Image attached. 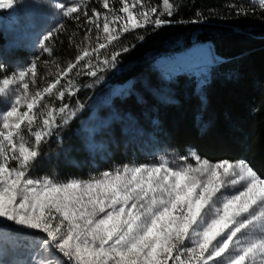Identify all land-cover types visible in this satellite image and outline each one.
Segmentation results:
<instances>
[{
	"label": "snow or ice",
	"instance_id": "6c2138e0",
	"mask_svg": "<svg viewBox=\"0 0 264 264\" xmlns=\"http://www.w3.org/2000/svg\"><path fill=\"white\" fill-rule=\"evenodd\" d=\"M100 2L108 13L103 15L104 35L100 34L101 13L92 9L89 17L83 12L86 23L97 30L92 49L96 52L130 30L148 24L161 27L165 21L160 17L171 16L176 9L172 0H162V8L146 0H132L131 6L128 0H120L119 13L125 14L121 16L110 0ZM16 3L0 0V9H13ZM51 7L63 17L79 20L77 13L86 7V0H51ZM236 7L238 15L257 8L264 11V0ZM91 31L92 27L86 29L85 41L90 40ZM52 37L49 32L39 42L49 55L52 50L45 42ZM117 55H112L113 62ZM90 56L89 49L82 48L55 82L34 95L29 94L26 76L31 73L35 83V60L0 80V97L11 99L10 107L0 111V231L45 233L46 238L39 237L36 243L50 257L46 264H168L169 259L173 264H264V179L243 160L212 163L193 153L196 166L124 165L86 181L28 175L39 156V145L52 134L56 115L47 102L41 105L40 101L45 94L62 100L68 85L57 88L61 78ZM18 82L24 91L17 89L10 96L11 86ZM25 105L27 110L21 112ZM36 107L42 109L39 114L34 112ZM66 108L62 105L59 113ZM38 115L46 118L42 127L32 131ZM25 121L34 143L24 134ZM10 161H16V166L9 167Z\"/></svg>",
	"mask_w": 264,
	"mask_h": 264
},
{
	"label": "trees",
	"instance_id": "16d2710c",
	"mask_svg": "<svg viewBox=\"0 0 264 264\" xmlns=\"http://www.w3.org/2000/svg\"><path fill=\"white\" fill-rule=\"evenodd\" d=\"M146 2L162 8V0ZM253 2L172 0L176 9L171 16L160 17L165 21L161 27L148 24L130 30L106 48L91 52L61 79L74 83L69 106L74 115L67 123L58 122L39 145L30 171L33 178L85 179L124 165H145L144 155L151 152L166 163H186L193 153L212 163L243 160L264 179V11L257 8L238 15L236 7ZM110 6L122 16L120 0H110ZM92 9L101 13L102 26L107 10L100 0H86V7L77 13L79 20L63 17L45 29L42 39L53 33L45 42L51 55L41 47L36 52L10 48L6 55L7 42L0 33V80L11 69L26 67L30 59L37 63V79L47 66L63 70L74 63L81 49L89 47L91 40H84L86 29L92 27L90 39L97 35L83 15L87 11L90 17ZM196 45L207 46L215 58L202 76L178 63V57ZM125 47L129 51H123ZM114 53L118 55L113 62ZM148 87L163 91L152 98ZM115 88L119 90L109 96L105 111L92 106L99 94ZM145 102L153 108L155 124V131L146 136L135 124ZM92 120H97L98 128H113L119 140L116 146L101 140L91 145L85 142L84 132ZM160 131L165 142L158 140ZM167 146L171 153L165 159ZM0 233L16 239L19 248L34 243L35 237L29 235ZM20 251L16 252L18 262L27 264Z\"/></svg>",
	"mask_w": 264,
	"mask_h": 264
},
{
	"label": "rangeland",
	"instance_id": "374dc122",
	"mask_svg": "<svg viewBox=\"0 0 264 264\" xmlns=\"http://www.w3.org/2000/svg\"><path fill=\"white\" fill-rule=\"evenodd\" d=\"M76 0H62V2L65 3H72ZM129 1V0H128ZM132 1V0H130ZM254 1V0H253ZM131 6V2H128ZM135 11L134 9H132ZM122 16H124V13H121ZM63 18L62 15H59L54 8L51 7V0H17L16 6L13 9H0V33L4 35V38L7 42V46L3 49L4 54H8V52L12 49L20 48L23 50H26L28 52H36L40 48V41L42 40V36L46 33V28H49L53 23L58 22ZM97 33V30H95ZM101 35H104L102 32V26H101ZM93 37V38H92ZM91 37V41H88L89 47L96 44V36L93 35ZM87 47V48H89ZM93 49V47L91 48ZM90 52H93L89 49ZM3 54V55H4ZM33 59H30L28 66ZM178 63L179 65L186 67L187 72L195 73L198 76L205 75L210 68L212 67V64L215 63V58L211 55V52L207 48V46L204 45H196L192 50L183 53L178 57ZM106 65H108L106 63ZM105 65V66H106ZM90 66H87L85 70L89 69ZM61 72V68L59 67H45L43 68L42 77L37 79V76L35 77V83H31V73H28L26 76V79L29 80V94L34 95L37 91H42L44 87H46L49 83L55 82L58 75ZM14 73V71L11 69L10 72L6 76H11ZM5 76V77H6ZM64 78V76L62 77ZM61 78V79H62ZM3 79V78H2ZM1 79V80H2ZM68 85V89H72L74 83L71 82L69 84V80L67 82H60V84L57 85V88H63V86ZM17 89L20 92H23V88L20 87L19 82L16 84H13L11 86V93H15ZM68 89H65V94L68 95L67 100L65 101L64 98L56 99L55 96H49L45 94L43 100L40 101L41 105H43L45 102H47L50 105V108L56 112V115L54 117V124L51 128V131L55 128L58 122L65 123V119L67 122H69L73 117V112L69 110L70 106V99L71 94H69ZM148 94L150 97L158 98L163 88H152L148 87ZM119 88H115L111 91L106 90L99 94L94 102L92 103L93 107H97L99 110L105 111V104L109 100V96L111 94H114L117 92ZM55 92V89L53 90ZM14 99V97H12ZM11 99H6L3 97H0V111L7 110V108L10 107ZM62 105H67V108L65 109L64 113H59L58 109ZM26 105L24 107L20 108V111H26ZM41 107L34 108V112L39 114L41 112ZM153 108H150L145 102L143 104V108L140 112L139 117L136 118L135 124L138 127L139 130L144 132V135H150L153 131H155V124H154V118H153ZM46 117H40L38 115V119L34 122L32 126V131L38 130L37 125L42 127V120ZM27 122L25 121V124L22 125V129L24 131V134L26 137H29V142L34 143V137L29 136L28 129L26 127ZM102 126V125H101ZM99 125L97 123V120L90 121L87 130L85 133V142L89 145L93 143H97L100 140L104 141L106 143H111L114 146L118 143L117 135L114 134L113 128L110 126H102L101 128H98ZM163 132V131H162ZM160 131L159 134V142L166 141L165 135L162 134ZM162 134V135H161ZM49 136L44 137L48 138ZM43 139V140H44ZM170 141V140H168ZM164 149L168 152L163 156L166 159V156L171 153L168 146L164 147ZM11 155V154H9ZM144 159L146 161V164L143 166H159L161 163H164L163 161H160L153 153L147 152L146 155H144ZM148 159V160H147ZM163 159V158H162ZM185 164H191L193 166H196L197 161L191 157L190 160L186 163H174L170 160V162H167V166L169 168L175 169L181 165ZM16 166V161H10L9 167ZM33 167V166H32ZM29 170L28 175L34 179L33 175L30 173ZM133 167V166H130ZM114 170V169H113ZM113 170H110L108 172H112ZM105 172V171H103ZM102 172L94 175V176H88L85 179H77V180H89L91 177H98ZM239 188V185L237 186ZM224 191V189H222ZM229 193L232 192V189H227ZM2 219V218H0ZM10 223V222H8ZM15 227V226H14ZM22 232L30 233L29 236L35 237L34 243L31 242L29 246H23L22 248H19L17 245V240L12 238L9 234L0 233V264H20L18 262L19 257L16 256V252L20 251V256H25L29 262L27 264H46V262L50 259L48 254L42 250L40 246L37 245L36 239L39 237H45V233H40L38 230H29V229H22ZM239 235V234H238ZM20 249V250H19ZM55 252L56 250L53 249ZM19 255V253L17 254ZM58 256L62 257V254L57 252ZM175 255V253L173 254ZM186 256V254H183ZM183 258V257H182ZM67 264V262H66ZM168 264H173V260L169 259ZM211 264V262H210Z\"/></svg>",
	"mask_w": 264,
	"mask_h": 264
}]
</instances>
